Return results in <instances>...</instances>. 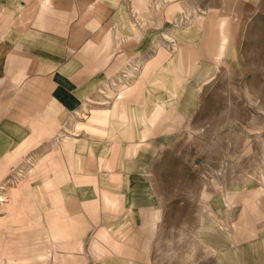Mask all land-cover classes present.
<instances>
[{"label": "crops", "instance_id": "0c3cea01", "mask_svg": "<svg viewBox=\"0 0 264 264\" xmlns=\"http://www.w3.org/2000/svg\"><path fill=\"white\" fill-rule=\"evenodd\" d=\"M238 1L0 0V264H264V163L187 249L179 186L152 179L185 176L165 135L261 10Z\"/></svg>", "mask_w": 264, "mask_h": 264}, {"label": "rangeland", "instance_id": "374dc122", "mask_svg": "<svg viewBox=\"0 0 264 264\" xmlns=\"http://www.w3.org/2000/svg\"><path fill=\"white\" fill-rule=\"evenodd\" d=\"M245 2L248 7L253 4ZM247 12H254L252 6ZM229 19V55L219 61L218 73L191 118L165 135L166 140L172 138L165 146V168L172 167L171 163L185 176L152 178L155 183L164 180L167 199L174 196L170 186H179L183 209H167L166 216L176 212L182 217L183 249L189 248V234L197 231L199 240L211 239L202 227L208 222L217 225L212 217H219L222 205L236 211L232 208L239 201L253 204L254 195L245 198L244 192L253 189L254 182L260 183L259 168L264 163V0L256 14ZM170 153L175 155L171 162ZM209 200L218 207L208 210ZM195 201L197 210L195 205L189 209ZM190 259L182 257V264H189Z\"/></svg>", "mask_w": 264, "mask_h": 264}, {"label": "bare ground", "instance_id": "6f19581e", "mask_svg": "<svg viewBox=\"0 0 264 264\" xmlns=\"http://www.w3.org/2000/svg\"><path fill=\"white\" fill-rule=\"evenodd\" d=\"M218 52H219V50H218ZM202 230L205 232V234H207V232L208 233H212V234H218L219 233V231H218V227H217V225H215V224H213V223H210V222H208V223H206L203 227H202ZM203 232V233H204ZM216 232V233H215ZM214 236V235H213Z\"/></svg>", "mask_w": 264, "mask_h": 264}]
</instances>
